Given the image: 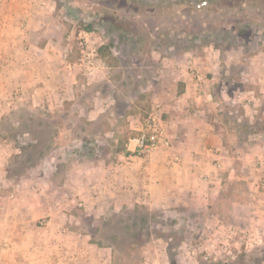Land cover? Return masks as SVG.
I'll use <instances>...</instances> for the list:
<instances>
[{"label": "rangeland", "instance_id": "1", "mask_svg": "<svg viewBox=\"0 0 264 264\" xmlns=\"http://www.w3.org/2000/svg\"><path fill=\"white\" fill-rule=\"evenodd\" d=\"M42 5L26 31L34 44L45 41L56 52L47 58L49 81L56 80L55 64L78 68L72 99L4 106L0 144L5 151L18 148L10 156L11 177L40 173L59 186H48L63 204L56 225L63 240L79 244L77 258L64 264H264V95L257 89L260 104L251 120L235 117L228 108L239 103L226 104L224 93L214 89L216 78L232 83L226 92L247 91L246 78L264 79V0H45ZM11 30L0 24V32ZM81 42L87 51L112 43L111 52L83 64ZM184 71L195 82L196 73L204 76L195 89L201 98L196 103L224 114L222 124L239 140L256 134L258 148L250 155L260 174L257 182L239 185L237 194L229 185L197 208L151 207L144 201L109 206L102 186L87 183L92 180L87 176L102 178L109 165L150 155L131 154L129 140L138 129L130 123L138 116L143 125L155 109L167 129L170 113L160 87L181 94ZM208 93L214 98L206 100ZM219 100L225 105H216ZM92 115L98 116L91 120ZM237 198L252 206L251 220L242 214L247 205L237 209Z\"/></svg>", "mask_w": 264, "mask_h": 264}, {"label": "crops", "instance_id": "2", "mask_svg": "<svg viewBox=\"0 0 264 264\" xmlns=\"http://www.w3.org/2000/svg\"><path fill=\"white\" fill-rule=\"evenodd\" d=\"M44 2L0 0V24L6 23L13 29L0 32V116L4 106H44L54 103V97L57 101L60 98L72 99L78 68L55 64L52 70L56 80L49 81L47 58H55L56 52L45 41L34 44L33 34L26 31L31 19L39 17L36 12L38 15L41 13ZM20 25L25 29L17 30ZM261 70L264 71L263 68ZM164 71L168 73L172 69ZM262 78L258 76L251 81L246 78L248 86L243 87L248 90L245 92H226L225 88L233 86L232 83L226 85L225 81L216 78L215 93H224L226 104L239 103V108H228L235 117L251 116L250 119L254 120L253 113H257L256 106L260 104L257 89H261L264 95ZM180 79L185 91L179 95L174 90H167L165 85L160 87L166 103L163 108L170 113L167 132L175 144L172 141L171 147L156 150L141 160L135 158L130 161L133 158L129 156L128 162L109 165L102 178L93 177L90 173L87 176L92 178L87 183L102 186L109 206L116 201L118 204L144 201L151 207L183 205L197 208L207 204L217 192L229 185L237 194L239 185L252 187L257 182L256 176L260 174L255 171L254 158L250 155V151L253 153L258 148L256 134L252 131L245 139H240L246 143L244 148H240L241 141L236 133H231L227 125L222 124L224 114L219 115L213 109L208 110L196 103L195 100L201 102L195 92L200 83L195 82L188 71L180 73ZM215 104L225 105L222 100ZM242 108L247 111L245 115ZM97 116L92 115L91 120ZM141 125L139 117L134 116L130 128L139 129ZM262 143L264 145V139ZM242 151L244 155L240 156ZM14 152H18V148L5 151L0 144V264H64L67 258L72 261L78 256L79 244L72 239L63 240L56 225L63 204L59 197L55 198L56 191L52 192L48 187L56 190L59 186H53L40 173L11 177L10 156ZM260 178L264 181V172ZM97 187L94 192H98ZM234 201L237 209L240 205H247L240 204L238 198ZM260 201L263 203L260 213L264 217V192ZM251 207L247 205L242 213L245 221L255 216ZM47 217H50L49 221L41 225V220Z\"/></svg>", "mask_w": 264, "mask_h": 264}, {"label": "built area", "instance_id": "3", "mask_svg": "<svg viewBox=\"0 0 264 264\" xmlns=\"http://www.w3.org/2000/svg\"><path fill=\"white\" fill-rule=\"evenodd\" d=\"M81 45L83 52L81 61L83 64L93 63L95 57L98 56L97 49L87 51L83 42H81ZM63 56L67 58L69 52L64 53ZM196 77L198 83H201L204 80V76L199 72L196 73ZM213 98V93H208L207 99L211 100ZM128 145L131 154L134 155H149L158 149L169 148L172 146V139L168 135L159 111H155L154 109L149 118L138 129V133L130 138Z\"/></svg>", "mask_w": 264, "mask_h": 264}, {"label": "trees", "instance_id": "4", "mask_svg": "<svg viewBox=\"0 0 264 264\" xmlns=\"http://www.w3.org/2000/svg\"><path fill=\"white\" fill-rule=\"evenodd\" d=\"M112 43L104 44L98 47V55L102 58L107 57L111 52Z\"/></svg>", "mask_w": 264, "mask_h": 264}]
</instances>
